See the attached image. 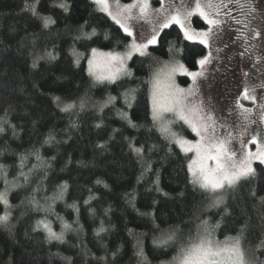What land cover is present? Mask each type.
I'll return each instance as SVG.
<instances>
[{
  "label": "trees",
  "instance_id": "trees-1",
  "mask_svg": "<svg viewBox=\"0 0 264 264\" xmlns=\"http://www.w3.org/2000/svg\"><path fill=\"white\" fill-rule=\"evenodd\" d=\"M25 3L0 0V126L5 129L0 133V164L7 171L6 179L0 175V192L7 190L13 206L8 225H0V264H173L189 233L195 235L201 221H207L215 239L224 241L226 236L237 234L246 216L251 217L253 231L244 247L251 254V244L258 234L257 216L264 208L228 194L225 199L230 216L211 208L215 195L190 183L186 166L191 154L186 156L162 137L151 119V71L158 62L173 58L167 42L150 46V56L133 55L128 63L131 77H121L114 84L97 82L87 71L91 49L123 50L130 37L91 0H71L72 11L67 15L51 7L53 0H40L39 11L56 20L50 30L42 29L40 21L24 10ZM193 23L205 27L201 18L193 17ZM82 25L85 32L95 28L96 35L76 39L81 36ZM165 32L168 41L184 50L183 55L175 56L177 60L189 70L197 69L196 61L207 49L183 40L175 25ZM73 48L82 54L78 67L72 62ZM53 49L57 58L50 60L46 53ZM179 81L188 85L190 77L181 76ZM130 89L135 90L136 100L128 109L123 94ZM57 96L77 105L83 100L85 106L83 110L77 107L71 113L62 112L53 100ZM109 97L114 100L101 112ZM120 111H128L139 127L130 128L120 118ZM101 119L103 126L97 129L95 124ZM73 122L77 128L71 127ZM9 124L16 126L15 136ZM113 129L119 131L113 133ZM173 130L186 138H196L182 122L174 123ZM49 133L59 143L44 144ZM128 139L146 148L156 145L154 151L145 153L152 170L143 176L141 163L128 149ZM98 144L106 147L98 148ZM35 150H39L44 163L30 155ZM21 155L27 156L23 169ZM254 166L259 170L258 162ZM21 171L28 173V181L21 178ZM157 175L167 196L154 190L152 182ZM97 179L108 188L96 184ZM63 181L68 182L67 191L62 199L56 198ZM90 194L96 198L86 205L84 201ZM33 195L40 200L41 211L27 205ZM133 195L135 208L128 203ZM4 211L0 204V215ZM44 218L56 232L62 230L64 222L72 225L73 230H65V243L48 244L42 232H31L35 222ZM101 221L108 231L97 237L95 231ZM217 222L219 227H215ZM174 229L176 242L165 246L154 243ZM138 241L145 254L143 261L136 255ZM118 247L120 252L113 262L110 253ZM105 256L109 258L100 259Z\"/></svg>",
  "mask_w": 264,
  "mask_h": 264
},
{
  "label": "snow or ice",
  "instance_id": "snow-or-ice-1",
  "mask_svg": "<svg viewBox=\"0 0 264 264\" xmlns=\"http://www.w3.org/2000/svg\"><path fill=\"white\" fill-rule=\"evenodd\" d=\"M91 3L100 12H104L110 17L128 37H131V43L127 45V51L123 54L117 52H100L95 48L90 51V58L87 61L88 74L97 82L116 83L121 77H131L132 70L128 67V61L132 59L134 54L147 57L151 53L148 52L149 46H159L162 42H167L168 52L174 56L183 55V48L178 47L173 41L167 40L166 29H171L174 25L178 27L182 38L185 41L203 45L207 49L206 54L198 59L196 63L199 66L198 71H190L184 63L177 59L158 62L160 66L151 71V119L156 125L157 131L166 140L175 144L188 156L187 171L190 174V183L194 188H199L205 191L212 192L215 199L210 207L222 210L225 216H230L231 211L228 206L225 194H228L234 199L243 201L245 198L253 201L255 205H260L264 208V195L259 193L264 192V127L259 130L253 129L248 133V124H256V120L250 119L253 108L245 107L240 103L241 99L248 100L256 105L260 113V121L264 123V96H261L260 103L257 104V88L264 89V83L257 85L255 82H244L243 91L233 98V104L230 108L225 109L223 106L218 110L210 101L206 102L200 93V83L208 80L207 66L214 65L220 60L219 53L221 48L216 47L213 54V41L219 39V34L223 31V26L226 20L223 18L227 13L224 9L227 8L225 0H158L159 8H153L150 0H132L131 3L122 4L120 0H91ZM40 0H31L24 5V10L40 21L41 27L44 30H50L56 24V20L51 15H44L39 11ZM51 7L58 8L63 14H70L72 11L71 0H53ZM193 17L202 19L205 25L202 29H197L193 26ZM142 20L150 26L148 36L143 42H137L131 24ZM239 23V21H237ZM81 36L76 39L86 38L91 39L96 35V30L93 28L91 32H85L84 26H81ZM255 36H260L259 32L254 33ZM107 38V36L105 37ZM244 53H241L243 55ZM47 58L55 60L57 56L52 51H47ZM73 64L79 66L81 55L75 48L72 49ZM39 58L34 59L32 67L37 66ZM177 74H183L191 78L192 83L187 87H181L175 80ZM247 77L248 73H244ZM135 90H128L123 94L126 107L131 109L135 103ZM60 111L71 113L77 107L81 110L84 108V101L81 100L79 105L75 102L65 103L61 97L53 98ZM113 97H109L102 105L103 107L112 103ZM239 109L237 115L246 123L239 131L226 124L227 117L225 112L230 116L232 112ZM119 116L126 121L130 128H138L128 111H120ZM169 116L172 119H169ZM182 122L198 139H188L178 132L173 130V124ZM7 123V121H4ZM103 126L102 119L95 124L97 129ZM13 135L16 133V126L9 124ZM77 128L78 125L73 122L71 125ZM223 130V131H220ZM5 131L4 127L0 126V133ZM118 129H113V133L118 132ZM248 136L247 141L244 139ZM234 141L239 142L240 154L237 158V152L232 149ZM67 141H65L66 143ZM59 143L55 136L49 133L44 140V144L51 145ZM255 145L253 151L249 145ZM98 148L104 149L105 144H98ZM128 149L135 155L138 162L141 163L143 169L141 176L146 172H150L151 163L145 159V153L156 149V145L152 144L145 147L144 144L137 145L134 139H128ZM30 155L35 156L37 161H42L39 150L33 151ZM20 168L23 169L27 156L21 155ZM55 159V157H52ZM209 162H214V166ZM258 162L259 170L254 166ZM70 163V161H69ZM45 167H50L45 163ZM0 175L6 179L7 171L3 164H0ZM20 176L24 181L29 180L28 173L20 172ZM154 190L164 196L168 194L160 188L159 176L152 182ZM96 184H103L105 188L108 185L100 179L96 180ZM68 182L63 181L58 186V196L63 198L67 191ZM150 191L152 189H149ZM243 190V191H242ZM36 191H39L37 188ZM91 192V190H89ZM96 197L92 194L84 201V204H89ZM134 195L128 200V203L135 208ZM24 202L22 201V204ZM155 204L156 201H153ZM0 204H3L5 211L0 215V225L7 226L10 219V209L13 207L8 199L7 190L0 192ZM27 205L34 211H41L42 205L40 200L33 195L27 200ZM50 207V206H49ZM78 211L75 204L72 205ZM146 215H153L147 213ZM223 219V217H221ZM219 222L215 227H219ZM82 227V226H81ZM257 231L256 242L251 244V255L247 254L248 250L244 247V241L247 240L249 233L253 231L251 217H247L242 225L237 229L235 236H226L224 241H218L214 238L212 230L207 227V221H201L195 235L189 233L187 242L180 247L179 253L174 257V264H264V212L257 216L255 225ZM65 230H73L69 223H62V230L56 232L53 230L50 222L44 218L37 220L31 228V232H42L44 240L51 244L53 241L65 243ZM108 228L101 221L100 226L96 229L95 235L100 237L102 233H106ZM129 233L132 230L129 229ZM177 230H172L169 233L163 234L158 242L161 246L168 245L170 242H176ZM251 243V242H250ZM120 252L118 247L110 253L111 260L114 262ZM136 255L143 261L145 259L144 251L139 247L137 242ZM109 257H100L101 260H107ZM67 260V258H65ZM70 264V262H69Z\"/></svg>",
  "mask_w": 264,
  "mask_h": 264
},
{
  "label": "rangeland",
  "instance_id": "rangeland-1",
  "mask_svg": "<svg viewBox=\"0 0 264 264\" xmlns=\"http://www.w3.org/2000/svg\"><path fill=\"white\" fill-rule=\"evenodd\" d=\"M120 2L125 4L131 3L132 0L128 2L120 0ZM150 3L153 8L160 7L158 0H150ZM225 3L228 5L224 9L227 15L224 16L222 13V16L226 20V23L223 26V31L219 34V39L213 41L212 49L214 55H217L215 52L216 47L222 49L218 54L220 60L214 65L207 66L208 80L200 83L202 97L206 102L210 101L214 104L218 110L222 106L225 109L232 106L234 102L233 98L238 92L242 93L244 82H255L257 85L264 83V0H225ZM129 23L131 24V30L134 33L136 41L143 42L149 34L150 26L142 20ZM193 26L198 30L203 28L195 26L194 23ZM255 32H259L260 36H255ZM131 40L132 38L130 37L129 43H131ZM96 49L105 53L117 52L123 54L127 51V48L123 50ZM241 53L244 54L241 55ZM173 58L178 59L175 56ZM159 66L160 64L156 68ZM198 70L199 67L190 71ZM244 73H248V76L245 77ZM181 76L186 75L177 74L175 80L181 87L187 88L192 83L191 78L188 85H183L179 81ZM261 96H264V89L258 87L257 104L260 103L259 98ZM240 103L245 107L253 108L254 111L250 119L257 121L256 124H248V133L250 134L253 129L259 130L264 127V123L260 121V113L256 105L243 99H241ZM238 112L239 109H236L230 116L227 115V112L224 113L227 117L226 124L232 126L235 131H239L240 128L248 123L237 115ZM169 119H172V117L169 116ZM244 139L247 141L248 136L246 135ZM249 147L255 151L253 145L250 144ZM232 149L237 152V158L239 159L240 147L238 141L233 142ZM209 163L214 166V162ZM247 254L251 255L249 251Z\"/></svg>",
  "mask_w": 264,
  "mask_h": 264
}]
</instances>
